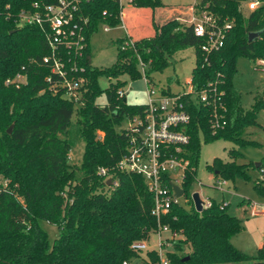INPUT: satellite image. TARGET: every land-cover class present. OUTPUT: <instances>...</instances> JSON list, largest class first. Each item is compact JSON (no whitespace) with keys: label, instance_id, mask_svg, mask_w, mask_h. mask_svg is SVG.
<instances>
[{"label":"trees","instance_id":"obj_1","mask_svg":"<svg viewBox=\"0 0 264 264\" xmlns=\"http://www.w3.org/2000/svg\"><path fill=\"white\" fill-rule=\"evenodd\" d=\"M245 1L199 0L194 5L196 10L233 25L224 46L206 55L191 26L178 20L188 18L192 7L165 12L162 0H131L132 9L125 14L119 0H80L78 13L87 22L78 62L84 68L81 76L87 91L83 105L76 107L50 89L58 82L55 76L50 84L46 81L51 76L49 66L42 62L50 54L46 31L36 25L18 26L17 21L19 12L30 10L33 3L49 5L57 0H0V177L8 181V188L0 192V264H132L141 253L133 252L131 244L148 241L159 226L176 233L177 238L171 241L176 249H187L181 257L168 255L170 264H264V238L255 256L231 244L243 227L228 214V206L220 209L221 204L212 200L210 208L197 213L191 200L202 145L224 141L240 148L259 146L243 136L248 128L258 125L264 95L257 96L252 107L245 110L233 85L239 58L264 57V8L245 16L240 10ZM140 9L151 12L152 34L136 38L137 26L130 19ZM120 13L135 50H121L124 39L119 42L114 65L95 68L91 65L90 37L100 27L119 26ZM162 19L165 22L160 23ZM250 33L258 35L249 40ZM187 48L195 49L191 72L194 91L215 87L222 92L220 103L226 111L219 108L218 114L224 125L212 128L211 108L186 102L190 115L185 128L189 136L185 156L188 167L181 186L191 208L172 205L157 221L151 215L153 194L142 177L115 168L127 148L120 127L144 108L119 98L125 82L118 78L142 79L137 68L139 57L150 80L152 73L169 67L176 52ZM18 73L26 76V82L19 87L6 86L5 81ZM101 78L116 80L104 90L103 107L96 103L102 93L98 86ZM169 81L178 83L175 78ZM169 93L162 90V94ZM73 125L84 145L79 166L69 162ZM228 155L230 159L241 156L235 149ZM98 168L108 169L117 185L107 187L104 178L97 175ZM206 170L215 180L248 177L246 166L220 158H214ZM254 189L264 191V182L256 183ZM40 221L58 229L51 247ZM145 257L142 264L158 263L155 251L146 252Z\"/></svg>","mask_w":264,"mask_h":264},{"label":"built area","instance_id":"obj_2","mask_svg":"<svg viewBox=\"0 0 264 264\" xmlns=\"http://www.w3.org/2000/svg\"><path fill=\"white\" fill-rule=\"evenodd\" d=\"M79 1L57 0L55 4L49 5L33 3L30 10H22L17 16L18 26L36 25L46 31L50 54L45 56L42 62L49 66L51 73L46 81L50 84L52 76H55L58 82L52 84L50 89L54 93L60 92L63 99L76 107L83 105L84 94L87 91L86 80L81 76L84 68L78 62L85 46L83 26L87 22L78 13ZM128 2L130 3L131 0ZM242 7L246 15L242 13L247 16L251 12L264 8V0H247ZM120 21L123 24L122 13H120ZM181 22L191 26L194 35L202 40L200 50L206 55L224 46L226 37L233 26L227 20H220L195 8L192 9L191 18ZM122 27L126 32L125 27ZM103 29L108 31L110 28L103 26ZM125 35L121 50L128 48L135 50L134 41L127 32ZM251 61L253 70L264 77V57ZM137 68L144 80L147 101L143 104L144 108L140 113L127 118L120 127L121 133L127 138V148L126 154L115 168L119 172L142 177L148 191L153 194L154 205L151 215L158 221L161 216L168 213L172 205H178L179 198L175 197L172 185L182 189L181 184L188 167L185 156H187L186 147L189 144V136L185 128L190 122V115L186 102L209 106L212 110L211 122L214 129L224 125V121L220 122L222 116L218 114V109L220 108L222 112L226 109L220 103L222 92H218L215 87L194 91L190 77L184 85L180 86L179 92L162 94L163 89L153 87L152 82L146 77L145 65L139 57ZM25 82L26 76L18 73L13 78L7 79L5 85L19 87ZM118 96L125 97V92L119 91ZM175 174H180L181 179L174 180ZM97 175L103 177L105 183L110 181L107 187L113 188L117 185V181L108 169L98 168ZM224 185H226L225 181H216L213 188L222 190ZM7 188L8 181L0 177V192ZM211 206L212 200L202 201L203 210ZM226 206L229 205L223 202L220 209ZM164 234L168 237L163 242ZM151 236H155L158 240V251H155L158 256L156 264H170L167 256L162 254V248L166 246V243L177 238L176 233L167 226H159ZM130 249L135 253L149 251L146 241L133 242Z\"/></svg>","mask_w":264,"mask_h":264},{"label":"rangeland","instance_id":"obj_3","mask_svg":"<svg viewBox=\"0 0 264 264\" xmlns=\"http://www.w3.org/2000/svg\"><path fill=\"white\" fill-rule=\"evenodd\" d=\"M199 0H162L165 5V12L168 10H177L178 8L188 9L194 8ZM125 14L132 9L128 0H120ZM242 12L246 15L244 7L241 6ZM135 15L130 19L137 26L136 35L134 37H145L152 34L150 25V10L140 9L135 11ZM176 14L173 13L172 17ZM170 17V16H169ZM191 18L183 19L188 21ZM172 19V18H167ZM165 22L163 19L161 20ZM127 25V24H126ZM122 26L125 23L104 31L100 27L89 40L91 51V65L98 69L109 68L114 65L117 57L120 43L125 39V30ZM126 27V26H125ZM129 31V30H128ZM170 65L162 73H152L150 75L151 85L156 89L169 90L175 94L179 92L180 86L191 77V72L195 67V49L187 48L176 52L170 58ZM170 78H175L177 82H170ZM119 81L125 82L122 91L125 92L124 100L129 105H143L146 103L144 80L132 81L128 76L118 78ZM116 83L115 79L109 80L101 78L98 80V86L101 94L98 96L96 103L99 106H105L106 97L104 90L110 84ZM233 85L240 95L241 105L243 109L249 110L254 104L257 96L264 95V77L253 70V63L247 58H239L237 61V75L233 80ZM75 119L73 118L74 124ZM256 127L248 128L245 131L244 138L255 141L259 146H247L240 148L232 143L217 141L207 145H202L197 173V182L192 186V192L198 193L201 200H213L216 204H228L227 212L229 215L236 217L242 224V231L239 235L231 239V244L248 256H255L257 249L260 247L264 238V191L259 192L254 189L256 183L264 182V110L257 114ZM73 133V144L69 151V162L73 166H79L83 154V143L77 137L76 127L73 125L70 129V135ZM237 150L241 156L230 159L228 153L230 150ZM214 158H220L225 162H235L237 165L246 166L247 179L236 177L233 180H225L223 178L214 179V176L206 170ZM260 164L261 167H256ZM174 180H180L181 175L175 174ZM216 181H225L226 185L222 190L213 188ZM178 204L189 210L191 207L184 197L178 199ZM40 227L46 232L49 246L51 247L54 240L58 237V229L55 225L45 221H40ZM168 235L164 234L162 241L164 242ZM147 242L149 251H158V240L155 236H151ZM187 253V249H176L172 243H166L162 248L164 256L176 255L181 257ZM146 252L140 254L139 259H134L132 264H142L145 259Z\"/></svg>","mask_w":264,"mask_h":264},{"label":"water","instance_id":"obj_4","mask_svg":"<svg viewBox=\"0 0 264 264\" xmlns=\"http://www.w3.org/2000/svg\"><path fill=\"white\" fill-rule=\"evenodd\" d=\"M258 34L257 33H250L249 34V40H253ZM12 130V126L9 127V129L7 130V133L10 134ZM260 164H256V167H259ZM106 185L109 186L110 185V181L108 180L106 182ZM172 190L174 192V195L176 198H180L184 195V191L183 189H181L180 187H178L177 185H172ZM191 200L193 202V208L197 213H201L203 211L202 208V201L199 198V194L198 193H193L191 195ZM185 260L187 261L188 258H185Z\"/></svg>","mask_w":264,"mask_h":264},{"label":"crops","instance_id":"obj_5","mask_svg":"<svg viewBox=\"0 0 264 264\" xmlns=\"http://www.w3.org/2000/svg\"><path fill=\"white\" fill-rule=\"evenodd\" d=\"M191 14H192V8H191V12H190V16H191ZM179 21H181V20H183V19H178ZM125 27V26H124ZM125 29H126V27H125ZM126 32H127V30H126ZM128 34V33H127Z\"/></svg>","mask_w":264,"mask_h":264}]
</instances>
